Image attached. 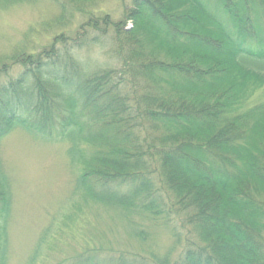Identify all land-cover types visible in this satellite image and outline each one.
<instances>
[{
    "label": "trees",
    "instance_id": "16d2710c",
    "mask_svg": "<svg viewBox=\"0 0 264 264\" xmlns=\"http://www.w3.org/2000/svg\"><path fill=\"white\" fill-rule=\"evenodd\" d=\"M166 2L135 0L132 31L114 25L130 35L117 69L80 72L73 52L98 44L86 31L0 62V141L19 128L66 145L74 192L159 221L183 242L172 264H264V104H247L264 85V0ZM12 207L0 160V264Z\"/></svg>",
    "mask_w": 264,
    "mask_h": 264
},
{
    "label": "rangeland",
    "instance_id": "374dc122",
    "mask_svg": "<svg viewBox=\"0 0 264 264\" xmlns=\"http://www.w3.org/2000/svg\"><path fill=\"white\" fill-rule=\"evenodd\" d=\"M134 1L0 0V62L21 53L37 55L60 34L74 39L86 31V38L95 37L98 44L73 52L80 72L87 76L117 69L125 54L120 52L118 57L116 50L128 46L130 35L126 33L133 29L125 17L134 10ZM209 4L215 5L214 0ZM89 18L96 21L95 26H85ZM145 42L147 48L153 45L148 39ZM247 104H264V85ZM65 152L66 145L45 142L19 128L0 141V160L13 198L7 264H26L41 239L36 264H74L90 254L145 258L149 264L177 261L183 242L174 239L159 221L76 194L74 182L80 171Z\"/></svg>",
    "mask_w": 264,
    "mask_h": 264
}]
</instances>
